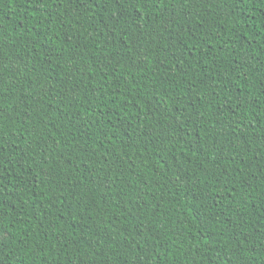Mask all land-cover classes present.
Instances as JSON below:
<instances>
[{
  "label": "trees",
  "instance_id": "trees-1",
  "mask_svg": "<svg viewBox=\"0 0 264 264\" xmlns=\"http://www.w3.org/2000/svg\"><path fill=\"white\" fill-rule=\"evenodd\" d=\"M0 264H264V0H0Z\"/></svg>",
  "mask_w": 264,
  "mask_h": 264
},
{
  "label": "snow or ice",
  "instance_id": "snow-or-ice-1",
  "mask_svg": "<svg viewBox=\"0 0 264 264\" xmlns=\"http://www.w3.org/2000/svg\"><path fill=\"white\" fill-rule=\"evenodd\" d=\"M4 238V234L2 232H0V239Z\"/></svg>",
  "mask_w": 264,
  "mask_h": 264
}]
</instances>
